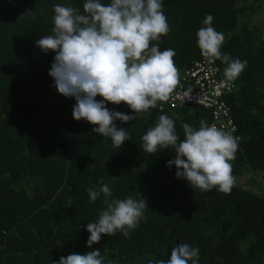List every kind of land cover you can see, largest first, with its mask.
Listing matches in <instances>:
<instances>
[{"label":"trees","instance_id":"1","mask_svg":"<svg viewBox=\"0 0 264 264\" xmlns=\"http://www.w3.org/2000/svg\"><path fill=\"white\" fill-rule=\"evenodd\" d=\"M83 3L0 0V264H58L62 256L93 249L103 264H149L153 257L167 260L183 242L199 249V264H264V0H163L170 31L151 42L174 49L176 67L186 72L207 60L196 32L211 14L225 37L221 51L247 61L225 99L239 144L228 194L177 179L175 166H166L175 157L171 149L142 148V135L161 114L174 120L183 139V123L214 122L209 110L157 106L126 123L117 120L131 138L120 149L92 131L98 125L73 118L75 100L58 94L48 75L55 53L35 42L52 34L54 5L82 12ZM212 64L225 80V65ZM106 106L134 115L123 102ZM101 180L115 198L142 194L149 207L128 238L102 234L89 247L86 224L105 205L102 196L90 202L87 190Z\"/></svg>","mask_w":264,"mask_h":264},{"label":"clouds","instance_id":"2","mask_svg":"<svg viewBox=\"0 0 264 264\" xmlns=\"http://www.w3.org/2000/svg\"><path fill=\"white\" fill-rule=\"evenodd\" d=\"M82 7L81 12L72 6L54 5L52 34L35 43L45 54L49 50L55 53L48 75L53 78L58 94L75 100L73 118L98 125L92 131L110 138L113 146L120 149L131 138L126 128H118L115 121L126 123L138 114L148 113L158 101H168L180 82L173 59L175 50H161L158 43L151 44L166 36L170 26L163 0H109L108 3L84 0ZM213 19L211 14H206L203 27L196 32V44L209 63L219 60L225 65L223 76L227 82H233L244 71L247 61L230 58L221 51L225 37L215 30ZM98 96L102 99L97 100ZM121 102L134 115L106 106ZM182 128L183 139L174 120L161 114L142 135L143 150L154 154L171 149L175 157L166 166H175L177 179L186 180L192 189L208 192L215 188L230 193L236 183L231 161L236 158L238 137L203 120L198 128L188 123H183ZM87 191L90 202L102 196L105 205L98 219L86 224L89 247L99 243L102 234L113 236L120 232L128 238L149 207L140 193L138 197L115 198L103 180L98 189ZM103 259L101 251L93 249L62 256L58 264H103ZM149 264H199V249L183 242L171 249L167 260L153 257Z\"/></svg>","mask_w":264,"mask_h":264},{"label":"built area","instance_id":"3","mask_svg":"<svg viewBox=\"0 0 264 264\" xmlns=\"http://www.w3.org/2000/svg\"><path fill=\"white\" fill-rule=\"evenodd\" d=\"M215 69V70H213ZM180 82L168 101L157 102V106L171 109L194 111L204 108L213 113L214 122L218 128L236 132V126L231 117L226 97L235 89L232 82L221 80L219 68L204 60L186 72H179Z\"/></svg>","mask_w":264,"mask_h":264},{"label":"rangeland","instance_id":"4","mask_svg":"<svg viewBox=\"0 0 264 264\" xmlns=\"http://www.w3.org/2000/svg\"><path fill=\"white\" fill-rule=\"evenodd\" d=\"M251 2H253V0H250ZM256 20L254 21V23H257V22H259V18H255Z\"/></svg>","mask_w":264,"mask_h":264}]
</instances>
